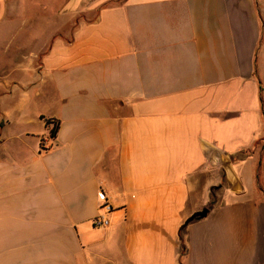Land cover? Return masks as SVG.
Returning <instances> with one entry per match:
<instances>
[{"label": "crops", "instance_id": "crops-1", "mask_svg": "<svg viewBox=\"0 0 264 264\" xmlns=\"http://www.w3.org/2000/svg\"><path fill=\"white\" fill-rule=\"evenodd\" d=\"M262 10L0 0L40 35L0 91V264H264Z\"/></svg>", "mask_w": 264, "mask_h": 264}, {"label": "rangeland", "instance_id": "rangeland-1", "mask_svg": "<svg viewBox=\"0 0 264 264\" xmlns=\"http://www.w3.org/2000/svg\"><path fill=\"white\" fill-rule=\"evenodd\" d=\"M12 5L13 1L10 7ZM54 5L55 3L53 6ZM36 11L40 10L36 9ZM263 14L264 10H262V15ZM39 25L40 24H37V26ZM31 27L32 25L29 18L18 20L10 19L0 24V91H7L8 89L6 86L9 85L8 83L13 82L18 75H21L19 74L18 66L20 61L27 63L33 62L32 57L34 53L37 52V50H35L37 44L34 43V40L36 39L38 41L40 35H38V33L30 34L29 31H31ZM43 27L45 26L42 25L39 29ZM37 55L38 58L41 57L40 53ZM14 87L15 85H13L12 90H17ZM5 95L7 94H0V97ZM37 107L38 105H36L35 101H32L30 108L35 109ZM258 149L261 150V161L258 167V184L264 193V139L261 141V145Z\"/></svg>", "mask_w": 264, "mask_h": 264}, {"label": "built area", "instance_id": "built-area-1", "mask_svg": "<svg viewBox=\"0 0 264 264\" xmlns=\"http://www.w3.org/2000/svg\"><path fill=\"white\" fill-rule=\"evenodd\" d=\"M100 210L102 214H100L94 221L95 226L97 227H106L109 225L108 214L112 211V207L108 202V197L105 192H100Z\"/></svg>", "mask_w": 264, "mask_h": 264}, {"label": "trees", "instance_id": "trees-1", "mask_svg": "<svg viewBox=\"0 0 264 264\" xmlns=\"http://www.w3.org/2000/svg\"><path fill=\"white\" fill-rule=\"evenodd\" d=\"M45 122H46V124L48 126H50L51 124H53V128L51 129V136L52 137H55L56 134H57V132H58V129H59V122L58 121L55 122V121H52V120H46Z\"/></svg>", "mask_w": 264, "mask_h": 264}]
</instances>
